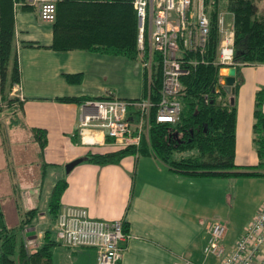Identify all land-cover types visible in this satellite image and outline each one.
Returning a JSON list of instances; mask_svg holds the SVG:
<instances>
[{
  "label": "crops",
  "instance_id": "0c3cea01",
  "mask_svg": "<svg viewBox=\"0 0 264 264\" xmlns=\"http://www.w3.org/2000/svg\"><path fill=\"white\" fill-rule=\"evenodd\" d=\"M30 6L26 10L17 6L14 14L15 52L25 97L20 111L25 129L46 130L47 144L41 149L34 136L39 176L21 171L16 175L9 168L8 174L0 177V205L6 225L17 227L24 212L39 209L26 232V239L34 242L28 245L39 244L43 228L38 227L49 219L46 210L50 190L56 180L64 179L67 186L61 205L84 207L91 218L123 219L130 238L117 264H173L179 259L192 264H220L216 257L203 254L211 226L216 221L225 224L222 244L232 249L264 203V176L187 178L172 172L154 155L139 153L103 165L82 160L65 173L66 163L82 159L87 152L120 149L97 133L92 135L96 139L93 144L80 140L77 125L83 103L110 97L137 99L147 94L148 85L139 59L51 48L53 22L42 21L37 6ZM78 73L79 83H69L64 77ZM240 80L234 99V163L252 167L258 163L252 140L254 97L264 86V64L242 66ZM58 97L83 100L62 102ZM262 109L264 112V104ZM7 184L9 190L5 191ZM232 203L238 208L242 204V212L228 216ZM50 228L54 230V224ZM51 264H96V251L69 249L57 243Z\"/></svg>",
  "mask_w": 264,
  "mask_h": 264
},
{
  "label": "trees",
  "instance_id": "16d2710c",
  "mask_svg": "<svg viewBox=\"0 0 264 264\" xmlns=\"http://www.w3.org/2000/svg\"><path fill=\"white\" fill-rule=\"evenodd\" d=\"M220 1L205 0L210 23L205 63L181 78L179 120L156 123L152 117L148 142L142 139L138 149L127 146L114 152H87L83 160L103 165L118 163L127 155L152 154L168 165L172 172L187 178L264 176V86L255 92L254 97L252 140L258 163L252 167L234 163V99L241 82L240 69L245 65L264 64V16L258 13L255 0H222L231 15L235 33L233 60L236 81L231 95L221 83L224 66L217 64ZM17 6L22 10L31 8L28 0H0V119L5 107L16 112L22 104L9 95L13 85L20 82L15 52L14 14ZM136 34L133 0H56L51 45L55 50L84 49L138 59ZM64 77L69 83L81 81L79 73L64 74ZM160 87L161 65L157 58L152 65L149 87L154 101L159 97ZM57 100L79 103L83 99L58 97ZM33 132L41 149L44 148L47 144L46 130L33 128ZM66 186L64 179H58L50 190L46 211L53 223L60 212V199ZM38 215L39 209H29L21 215L17 227L9 228L0 205V264H51L52 249L59 243L53 229L45 228L41 242L36 246L27 243V229L33 226ZM124 229L126 231V225Z\"/></svg>",
  "mask_w": 264,
  "mask_h": 264
},
{
  "label": "built area",
  "instance_id": "2783aa9c",
  "mask_svg": "<svg viewBox=\"0 0 264 264\" xmlns=\"http://www.w3.org/2000/svg\"><path fill=\"white\" fill-rule=\"evenodd\" d=\"M28 3L37 6L42 21H55L56 0H28ZM133 9L136 48L147 78V94L137 99L110 97L85 101L77 125L82 142L95 143L92 135L97 133L115 146L138 148L142 139L148 140L152 117L156 123L179 120L181 78L205 63L210 33L205 0H133ZM218 31L217 64L224 69L234 67L233 22L232 18L227 22L222 11L218 14ZM157 58L161 65V87L154 101L149 87L152 65ZM9 95L24 101L20 82L13 85ZM86 137L91 139L86 140ZM225 229L223 222L213 223L203 249L205 256L216 257L220 264H264V203L230 250L222 244ZM54 231L63 247L94 249L96 264H117L130 238L123 219L91 218L84 207L71 205L61 206ZM173 264L192 263L179 259Z\"/></svg>",
  "mask_w": 264,
  "mask_h": 264
},
{
  "label": "rangeland",
  "instance_id": "374dc122",
  "mask_svg": "<svg viewBox=\"0 0 264 264\" xmlns=\"http://www.w3.org/2000/svg\"><path fill=\"white\" fill-rule=\"evenodd\" d=\"M255 3L257 5L258 13L264 16V0H255ZM219 8L220 12L222 11L225 14L226 21L229 22V20H231V15L226 11L224 2L222 0L219 3ZM224 72L226 73V70ZM225 73L223 74L225 75ZM16 105L18 104L16 103ZM18 111L19 112H15L14 109H6L5 107L0 119V177L3 174H8L9 168L12 169L10 172L15 171L16 175L19 173V171H21L31 172L32 175L39 176V168L35 163V160L39 158L38 155H35L34 151L35 146L37 145V143L33 140L35 134H33L34 132H31L30 129L24 128L22 112L20 110ZM146 142H148V140H146ZM108 148L112 149L113 147L109 146ZM8 190L9 184H7L5 187V191ZM239 208H243L242 204L239 206ZM239 208L237 205H235V203H232V207L229 209L228 216H235L242 212V210ZM47 218L49 219L47 220L46 224L41 223V228L38 227L39 229L43 228L42 230L44 231L45 228L49 226L53 227V224L55 225L49 216H47ZM29 237L31 236L29 235ZM228 237L229 236H227V239H229ZM27 242H31L32 244L34 243L32 240H27Z\"/></svg>",
  "mask_w": 264,
  "mask_h": 264
},
{
  "label": "water",
  "instance_id": "95a60500",
  "mask_svg": "<svg viewBox=\"0 0 264 264\" xmlns=\"http://www.w3.org/2000/svg\"><path fill=\"white\" fill-rule=\"evenodd\" d=\"M235 79H236V68L235 67H228L226 69L225 75L222 78V83H223V87L225 88V90L228 93H230L231 95H233V93L235 91V87H234ZM230 101H231V103H233V98H231ZM82 160H83V158L82 159L76 158V159L69 161L64 166V172L65 173L70 172Z\"/></svg>",
  "mask_w": 264,
  "mask_h": 264
},
{
  "label": "bare ground",
  "instance_id": "6f19581e",
  "mask_svg": "<svg viewBox=\"0 0 264 264\" xmlns=\"http://www.w3.org/2000/svg\"><path fill=\"white\" fill-rule=\"evenodd\" d=\"M225 70H226V69H225ZM225 70H223L222 72L225 73V72H224ZM85 139H86V140H89V139H91V138L86 137ZM99 139H100V138H99ZM97 140H98V139H97Z\"/></svg>",
  "mask_w": 264,
  "mask_h": 264
}]
</instances>
